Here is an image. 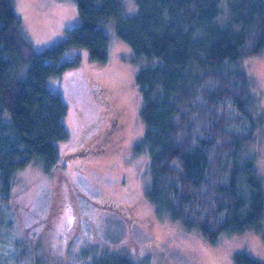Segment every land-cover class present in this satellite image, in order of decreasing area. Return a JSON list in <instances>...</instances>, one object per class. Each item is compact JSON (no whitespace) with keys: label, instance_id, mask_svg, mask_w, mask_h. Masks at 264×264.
Masks as SVG:
<instances>
[{"label":"trees","instance_id":"1","mask_svg":"<svg viewBox=\"0 0 264 264\" xmlns=\"http://www.w3.org/2000/svg\"><path fill=\"white\" fill-rule=\"evenodd\" d=\"M75 1L80 24L61 44L36 52L13 1L0 0V264H45L40 241L20 238L7 220L15 173L36 160L46 173L59 166L58 145L69 139L68 106L47 80L79 64L62 61L72 48L106 62L103 24L112 18L137 56L159 60L135 77L146 126L138 148L148 147L151 176L143 199L210 244L259 226L264 186L247 146L264 117L253 112L251 77L236 64L264 51V0H134L138 11L129 17L121 15L120 0ZM89 252L80 264H149L129 254ZM235 264L264 262L238 252Z\"/></svg>","mask_w":264,"mask_h":264},{"label":"rangeland","instance_id":"2","mask_svg":"<svg viewBox=\"0 0 264 264\" xmlns=\"http://www.w3.org/2000/svg\"><path fill=\"white\" fill-rule=\"evenodd\" d=\"M12 1L36 52L61 44L80 24L75 0ZM120 2L123 17L137 13L134 0ZM115 23L112 18L103 24L110 41L106 62L91 60L84 47L72 48L62 61L79 64L48 78V87L68 106L64 125L69 139L59 143V166L51 173L40 160L15 173L7 220L20 238L40 241L38 253L45 264H80L91 256L90 248L149 264H235L238 252L264 262V214L259 226L210 244L143 199L151 176L148 147L138 148L146 126L135 77L159 60L137 56L117 36ZM236 66L249 73L252 110L264 117V51ZM27 72L24 64L19 76L25 78ZM261 131L247 154L254 156L264 186V123Z\"/></svg>","mask_w":264,"mask_h":264}]
</instances>
